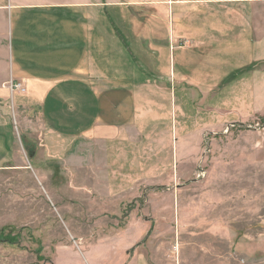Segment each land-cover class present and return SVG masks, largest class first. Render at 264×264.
Listing matches in <instances>:
<instances>
[{
    "label": "crops",
    "instance_id": "1",
    "mask_svg": "<svg viewBox=\"0 0 264 264\" xmlns=\"http://www.w3.org/2000/svg\"><path fill=\"white\" fill-rule=\"evenodd\" d=\"M260 110L264 0H0V168L18 133L44 180L74 170L109 201L136 182L140 146L152 162L170 137L188 143L194 112Z\"/></svg>",
    "mask_w": 264,
    "mask_h": 264
},
{
    "label": "rangeland",
    "instance_id": "2",
    "mask_svg": "<svg viewBox=\"0 0 264 264\" xmlns=\"http://www.w3.org/2000/svg\"><path fill=\"white\" fill-rule=\"evenodd\" d=\"M211 113L194 112L188 143L170 137L152 162L140 146L136 182L128 172L109 201L74 170L44 180L38 142L17 133L0 168V264H264V111Z\"/></svg>",
    "mask_w": 264,
    "mask_h": 264
},
{
    "label": "built area",
    "instance_id": "3",
    "mask_svg": "<svg viewBox=\"0 0 264 264\" xmlns=\"http://www.w3.org/2000/svg\"><path fill=\"white\" fill-rule=\"evenodd\" d=\"M10 89H11V91H18V92H21V93H25V91H26V88L24 87L22 82H20V83H18V82L11 83Z\"/></svg>",
    "mask_w": 264,
    "mask_h": 264
},
{
    "label": "trees",
    "instance_id": "4",
    "mask_svg": "<svg viewBox=\"0 0 264 264\" xmlns=\"http://www.w3.org/2000/svg\"><path fill=\"white\" fill-rule=\"evenodd\" d=\"M7 239V241H10V242H14L10 237L9 238H6Z\"/></svg>",
    "mask_w": 264,
    "mask_h": 264
}]
</instances>
